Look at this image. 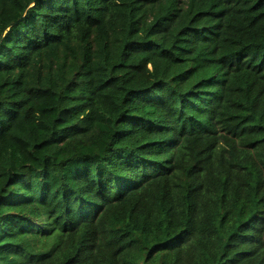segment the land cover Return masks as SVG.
Instances as JSON below:
<instances>
[{
	"label": "trees",
	"instance_id": "16d2710c",
	"mask_svg": "<svg viewBox=\"0 0 264 264\" xmlns=\"http://www.w3.org/2000/svg\"><path fill=\"white\" fill-rule=\"evenodd\" d=\"M0 264H264V0H0Z\"/></svg>",
	"mask_w": 264,
	"mask_h": 264
}]
</instances>
